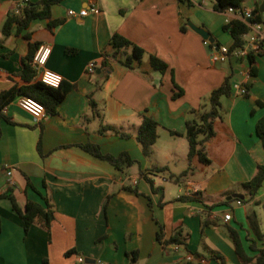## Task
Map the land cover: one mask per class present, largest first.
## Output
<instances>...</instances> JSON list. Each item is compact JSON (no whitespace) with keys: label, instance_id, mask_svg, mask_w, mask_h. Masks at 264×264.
Masks as SVG:
<instances>
[{"label":"crops","instance_id":"0c3cea01","mask_svg":"<svg viewBox=\"0 0 264 264\" xmlns=\"http://www.w3.org/2000/svg\"><path fill=\"white\" fill-rule=\"evenodd\" d=\"M25 4L0 0V93L24 85L19 74L29 50L24 37L28 32L50 49L43 68L60 74L73 88L58 113L41 122L19 108V96L2 110L9 121L0 119V195L10 192L21 208L27 200L44 204L46 196L55 215L49 230L33 225L26 233L11 201L2 199L0 264H76L78 255L87 264H130L129 252H137V264H240L230 228L249 256L254 255L250 240L263 248L264 236L257 239L248 215L255 212L264 231V186L246 202L242 184L264 165V140L257 133L264 117V54L254 59L255 73L246 78L235 61L213 64L211 47L187 25L193 20L211 33L216 46L231 47L233 40L223 31L231 14L216 11L215 0H64L52 7L51 20L62 21L52 31L48 20H35L20 34L14 26L5 37L6 18ZM260 7V0L252 7L242 3L264 22ZM69 10H87V15L70 16ZM115 34L144 49L142 62L129 69L109 60L108 70L88 73L90 62L114 52L110 40ZM67 49L76 53L68 54ZM151 55L168 65L164 74L153 69ZM227 77L232 83L243 82L247 95L232 93L221 99L222 119L215 122V135L206 143L212 163L194 161L193 174L176 183L170 176L188 167L185 122ZM173 81L183 90L176 99ZM90 94L105 124L130 132L143 115L158 122L150 160L135 137L99 133ZM87 143L99 146L103 154L126 152L136 163L118 171L75 146ZM153 165L168 166L169 172L155 173ZM9 169L14 185L8 183ZM141 171L152 185L140 177ZM135 188L142 195L131 191ZM233 194L244 196L241 204L227 200ZM226 213L231 215L228 222L223 220ZM179 228L189 234L187 248L171 245L164 250L157 241L159 231L169 237ZM214 253L218 258H212Z\"/></svg>","mask_w":264,"mask_h":264},{"label":"trees","instance_id":"16d2710c","mask_svg":"<svg viewBox=\"0 0 264 264\" xmlns=\"http://www.w3.org/2000/svg\"><path fill=\"white\" fill-rule=\"evenodd\" d=\"M64 0H42L37 3H32L30 0H25L26 4L22 8V13L15 15L9 14L6 18L2 33L5 37L12 34L13 27L16 26V33L20 34L22 31L27 30L31 22L35 20H48L47 29L52 31L55 27L59 26L62 21L51 20L52 7L61 3ZM245 0H215L214 9L219 12H225L227 8L233 7L239 9L242 7V3ZM255 12H258L256 9ZM253 22H263L261 15L255 13L252 17ZM182 30H186V25L182 27ZM223 31L227 33L233 40L231 48H236L244 43L243 36L248 33L249 28L247 24L239 20H232L223 27ZM29 41V50L25 57L21 59V72L19 77L24 85L19 87H13L7 91L0 93V119L4 118L9 121L2 114V110L8 106L18 96H29L37 101L41 102L49 115H56L58 108L64 101L68 93L72 90L73 84L62 81L58 88H53L45 85L37 79V72L32 66V61L40 49L43 46L42 42L35 41L32 38V33L28 32L24 36ZM1 44V42H0ZM110 45L113 49L112 54L105 53L100 60L95 62L96 69L106 71L109 69V60L116 61L126 68L133 69L134 66L139 65L142 62L145 54L144 49L134 44L130 40L124 38L121 35L115 34L110 40ZM219 45V43H218ZM211 47L212 45L209 44ZM129 50V51H128ZM66 53H76L75 50L67 49ZM150 64L156 71L164 74L168 65L156 56H150ZM251 64V75L255 73L254 59L250 60ZM233 93L231 77H227L224 83L217 89L213 90L207 100V102L198 110L190 112L191 118L185 122V136L188 143V167L181 172L179 175L170 176L174 182L179 183L185 181L193 174L195 170L194 161L208 166L212 163L206 151V143L215 135V122L222 119V105L221 99L228 97ZM183 94V90L173 81V99L180 97ZM89 105L91 112L98 116L100 120L99 133H111L122 138L135 137L141 146L144 156L150 160L153 155V147L158 139V122L148 116H141V123L133 131L127 132L115 125L105 124L103 122V116L98 111V105L93 99V95L90 94ZM257 133L259 137L264 140V117L257 123ZM172 135H178L176 132L171 131ZM81 148L86 153L90 154L96 159L102 160L113 166L118 171H124L136 163L130 155L126 152L119 154L118 156H112L103 154L99 146L94 144H80L75 145ZM151 171L160 174H167L169 172L168 166H152ZM140 177L152 182L145 173L141 171ZM29 187L32 185L30 181L27 184ZM248 192L246 202H250L256 197L258 192L264 186V165H259L253 178L242 184ZM153 191L154 189L152 186ZM136 195H142L138 190L132 189ZM44 204H39L30 200H27L23 208L19 207L16 203L15 197L9 192L0 195V201L2 199H9L11 201L12 210L20 217L23 223L24 231L27 233L31 226L37 225L45 230H49L54 220L53 205L46 196H42ZM241 201L240 199H232ZM230 201H223L224 204H228ZM249 226L253 231L257 239L261 240L264 236V231L261 229L262 222L258 219L255 212H251L248 215ZM209 225V222H205V225ZM0 231H1V218H0ZM229 235L233 241L235 252L240 264H264V247L257 248L256 240H250L249 250L254 253L253 256H249L243 241L240 238L236 230L230 228ZM189 240V234L185 233L182 228L175 230L169 237H166L162 230L157 234V241L164 250L169 248L171 245H177L182 248H187ZM127 256L130 259V264H137L138 255L137 252H129ZM212 258H218L217 254H212ZM221 264H224L223 260Z\"/></svg>","mask_w":264,"mask_h":264},{"label":"built area","instance_id":"2783aa9c","mask_svg":"<svg viewBox=\"0 0 264 264\" xmlns=\"http://www.w3.org/2000/svg\"><path fill=\"white\" fill-rule=\"evenodd\" d=\"M192 2L198 3L203 2L205 0H190ZM264 4V0H260ZM96 8H91V12H95ZM225 12L231 14L232 20H239L247 24L249 31L247 34L243 36L244 43L236 48H231L225 45L214 46L213 44L205 41L206 44H211V61L213 64H222L229 61H235L239 63L242 67L241 74L242 76L249 78L251 75V64L250 60L255 59L262 54H264V22H253L252 11L239 8L235 9L233 7L227 8ZM22 13L21 10H17V15ZM68 14L70 16H79L84 17L87 15V10H81L79 12H74L73 10H69ZM248 19L250 22H248ZM232 20H229L230 23ZM50 49L48 46L43 45L40 47L38 52L36 53L32 66L34 70L37 72V79L40 80L47 86L58 88L63 78L60 74L44 69V65L49 57ZM96 71L95 62H90L87 66V72L92 74ZM232 91L234 94L239 96L247 95V88L243 82H235L232 83ZM17 104L19 108L29 114L35 122L43 121L49 114L45 106L37 101L36 99L29 96H19L17 98ZM8 175V183L10 185H14V182L11 178L12 169L7 170ZM238 204H241V201H238ZM223 220L228 222L231 220L230 213H226L223 216ZM180 247L174 245V249H179ZM188 260H192V256L188 255ZM76 264H87L86 259L83 256L78 255L76 257Z\"/></svg>","mask_w":264,"mask_h":264},{"label":"water","instance_id":"95a60500","mask_svg":"<svg viewBox=\"0 0 264 264\" xmlns=\"http://www.w3.org/2000/svg\"><path fill=\"white\" fill-rule=\"evenodd\" d=\"M32 3H36L37 1L39 0H30ZM260 5H262L260 3ZM260 12H264V8L260 7ZM248 22H250V20L248 19ZM187 25L188 27L193 30L194 32H196L199 36H201V38L204 40V41H208L209 43L211 44H214V46H216V44L214 43L215 42V39L214 37L211 35V33L209 31H207L206 29H204L203 27H199V26H196L195 24H193L192 22L190 21H187ZM100 71V70H99ZM98 71V73H99ZM231 199H244V196L242 194H233L232 196L228 197L227 200H231ZM263 210H264V207H263Z\"/></svg>","mask_w":264,"mask_h":264},{"label":"rangeland","instance_id":"374dc122","mask_svg":"<svg viewBox=\"0 0 264 264\" xmlns=\"http://www.w3.org/2000/svg\"><path fill=\"white\" fill-rule=\"evenodd\" d=\"M254 1H255V0H245V1H244V6L252 7L253 4H254ZM189 21L192 22V23L194 24L193 20H189ZM221 43H223V40L221 41ZM185 147H187V142H185ZM180 165H181V164H180ZM182 165H183V164H182ZM186 166H187V164H185L184 166H182V168H179L177 171H180L181 169H185Z\"/></svg>","mask_w":264,"mask_h":264}]
</instances>
